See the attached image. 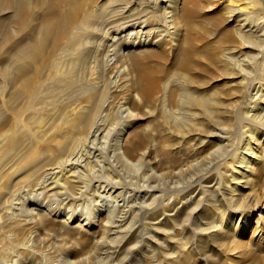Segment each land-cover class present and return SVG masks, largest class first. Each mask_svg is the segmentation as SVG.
I'll use <instances>...</instances> for the list:
<instances>
[{"label":"bare ground","instance_id":"obj_1","mask_svg":"<svg viewBox=\"0 0 264 264\" xmlns=\"http://www.w3.org/2000/svg\"><path fill=\"white\" fill-rule=\"evenodd\" d=\"M227 1L232 2L231 0H0V75L6 80L8 87L6 88L9 89L7 105L13 108V104H16L20 98H25L29 103L39 101L41 98L45 103V110L48 111L47 130L54 124L56 120L54 115L57 112L64 115L62 120L66 125L61 133L54 137L52 146V141L46 142L28 155L31 163L42 160L45 164L49 163L45 169L43 168L42 176L38 181V188L46 193L59 194L69 189L76 190L80 195L83 190L80 187L81 174L91 163L100 160L103 149L107 148L112 153L116 147L122 149L124 155H130L147 144L140 131V133L138 131L130 133L126 137L127 134L123 133L125 129L121 130L120 127L121 131H118L114 129L117 126L115 124L123 121L120 113L128 114L130 109L141 111L149 107L150 103L151 106L161 104L166 94L164 84L160 83L158 75L169 72L170 65V68H176L174 72L175 75H179L181 82L179 85L182 88L179 108L183 113L180 112L182 118L178 119L176 125L178 128L188 124L187 111L195 110L202 113L204 120L209 116V112H212L211 110L216 114L220 113L221 109L223 113L228 111L229 105L221 104L213 92L209 94L204 90L201 91L209 81L213 82L221 75H231L227 80L233 83L235 89L233 94L237 96L235 101L240 99L241 88H244L238 79L261 85L262 89H256L257 92L251 95L252 101L249 100L253 105L249 107L250 115L248 118L246 116L245 120L249 129L243 146L234 152L233 149H228V145L225 148L221 146V149L214 152L211 150L210 154L218 159L213 162V168L209 170L204 169L202 161L205 162V157H198L199 151L211 141L210 138L213 136L220 143L221 141L215 136L216 133H209L201 138L195 148L196 151L191 153L190 160L185 163L187 172L178 169L173 175L171 174L173 180L186 178L187 184L172 189L158 205H155L154 199L156 192H160L161 189L159 185L154 184L153 174L147 179L146 190L140 192L126 190L120 193L117 192L118 188L115 184L95 180L97 183L95 189H97L94 194L97 198H102L103 194L104 198L105 194H115L113 196L115 202L116 199L121 202L120 215L115 217L116 219L113 218L114 220L110 218L112 222L106 225L105 233L109 236V241L101 248L107 253L108 260L100 259L101 264H254V261L259 259L253 253L254 249L251 245L243 240L247 231L252 230L254 223L258 224L255 225L257 229L254 240L260 239L261 234H264V220H262L264 213H261L264 210V196L261 194L264 191V26L254 22V19L251 20L252 16H248V13L245 14L247 10L244 8L250 10L255 0H235L236 3L243 2L245 7L233 5L235 3H226V5L224 2ZM247 5L250 6L247 8ZM210 10H214L215 14H212V11L210 12L212 15L207 17L206 12ZM261 18L259 19L262 20L264 16ZM230 21L234 24L228 27L227 23ZM7 24L13 28L10 36L5 30ZM103 30L109 32V36L103 35L107 36L109 41L99 49L95 45V39L103 33ZM208 31L220 34L219 38L217 35L216 37L219 41V49L222 51L221 60L231 66L228 71L220 70L218 67L211 70L210 67L214 66L219 58H214L212 53L207 54L204 49L199 48L198 42L201 41V37L205 38L203 35ZM202 41L206 44L205 40ZM172 42H175L173 45L176 48L172 46ZM118 45H120L116 47L118 49L153 46L156 49L148 50L147 56L158 61L159 64L155 70H152L148 65L143 64V59L139 60L137 56L131 57L133 64L140 67L142 72L139 74L140 86L139 93L137 92L140 97L137 100L131 93L134 92L132 89L131 92L130 90L124 92V98L117 103L118 105L116 104L114 115L112 114L114 119L110 121L106 117L108 113L110 114L109 111L113 110L111 98L117 96L115 93L121 92L125 86L118 79L119 71L113 69L115 63L124 55L116 52L117 49L115 51L114 47ZM180 45L183 47L181 48ZM97 65L102 66L106 74L110 73L105 86L107 92H99L96 86H85V84L91 85L88 82L89 78L87 80L88 70ZM260 65L263 66L262 70H259ZM188 71L190 76L187 75ZM45 75L49 76L47 80L49 83L42 87L43 80L46 79ZM96 77L98 81L102 80L100 75ZM237 105L235 103L234 107L233 105L231 107L235 108ZM6 113L0 108V116H2L0 147L6 141L9 142L8 148L17 143H19L18 148L22 142L32 143L30 137L17 138L11 134L13 125L6 117ZM238 113L241 114V111L238 110ZM125 123L127 125L128 121ZM114 136L117 139L116 145L107 142ZM226 153L228 154L225 155ZM225 164L230 165L229 174L222 171ZM73 199L77 200L75 197ZM90 199L91 197L88 200ZM53 206L49 210H53ZM140 206H144L145 209L142 210ZM61 212L57 211L59 215ZM138 215L141 221H137L138 224L134 225L135 217ZM255 216L257 218L253 222ZM73 217L75 218V215L72 214V220ZM87 219L88 217H85L83 220Z\"/></svg>","mask_w":264,"mask_h":264},{"label":"rangeland","instance_id":"obj_2","mask_svg":"<svg viewBox=\"0 0 264 264\" xmlns=\"http://www.w3.org/2000/svg\"><path fill=\"white\" fill-rule=\"evenodd\" d=\"M231 1L232 2L227 1L224 3H235L233 5H242L241 7H245V5H243V2L236 3L235 0ZM255 1L256 2L254 3V5L252 3L253 7L250 10L248 8L250 5L246 6L248 9L244 8V10H247V12L245 11V14L248 13V16H252L251 20L254 19V22L260 23L262 26H264V0ZM251 11L253 12L250 13ZM210 12H212L213 14L215 11L210 10L206 12L207 17L212 15ZM259 18H261L262 20H260ZM9 21L10 20H8V23ZM227 24L228 27H231L234 22L230 21ZM5 30L7 31V33H9V36L12 35V26H9L7 24ZM102 32L103 33H100L102 35L99 34L95 39V45L96 47L98 46L99 49H101L102 46H105V44L109 41L107 38V36H109V32L106 33L105 30H103ZM103 35L107 36L105 37ZM216 35L218 38L220 37V34H218L217 32L216 34H214V32L211 33L210 31H208L206 35H203L205 36V38L201 37L202 39L201 41H199L200 43L198 42V46L200 49H204L207 54L212 53V56L214 58H219V60L216 61L217 63L214 66L210 67L211 70H214L218 67L220 70L224 69L228 71L229 67L231 66H229L228 64H224L223 60H221L223 59V56L222 51L219 49V41ZM206 38L209 39V41ZM202 40H205L206 44H204V41ZM173 44H175V42H172V46H174ZM119 46L120 45L114 47L115 51L117 49L116 52H119L120 54L124 53V55H122V58H119V61L115 63V67L113 63L111 65L112 67H114L113 69L115 71H119V73H117L118 79L123 82L122 85L128 87L126 88L124 86V89H122L123 91L121 90L122 93H115L117 96L112 94L114 95L111 98L113 110L109 111L110 114L108 113L106 117L110 121H113L114 119L112 114L114 115V110L118 105L117 103L121 102V99L124 98V92H127L128 90L132 89V91H134L131 92L130 90L132 95L137 100L140 97L138 94V89L140 86L139 74H141L142 72L140 67L135 66V64H133V56H137L136 58H138L139 60L143 59V64L145 66L148 65V68L152 70H155L159 64L158 61L152 60L153 58L147 56L148 50L156 49L153 46H140L136 47L135 49H125L124 47H120L123 50L120 48H116ZM180 47L182 48L183 45H180ZM180 47L179 50H181ZM216 49L218 50L216 51ZM203 60L205 61V59ZM203 60L202 62H204ZM205 62L204 64H207ZM91 66H93V64H91ZM97 66V68L92 67L88 70V73L90 75L88 74L87 80L89 78L88 82L91 85L85 84V86H96L99 92H107L105 86H107L106 84L110 73L106 74L105 71L102 70V66ZM263 66L260 65L259 70H262ZM170 67L171 65L168 67L169 72L167 71L165 74L162 75L157 74L161 81L160 83H162V85L164 84L163 86L165 87L164 91L166 94L163 101H161V104H152L151 106L150 103L149 107H145L141 111L130 109L128 114H126L127 112L120 113L123 116V121H121L120 124H115L117 126L114 129L118 131L127 129L123 132L127 134L126 137L129 136L130 133L133 134V132L135 131H140L141 135L144 137V141H146L147 144L143 146L140 150L132 152L130 155H124L122 149H118L116 147L112 153L109 152L107 148L103 149L102 157L99 161H97L98 163H91V165L89 167L87 166L85 168V171H83V173L81 174L80 187L84 191L82 190V193L80 195L77 193L76 190L72 191L69 189H65L62 193L50 194L38 188V181H40L42 171L45 169L48 162L45 164L42 160L41 162H37L38 164L31 163L29 161L28 155L34 150L36 151L37 148H39V145L41 146L46 142L48 143L52 141V146L54 137L58 136L66 125L65 121L62 120V117H64V115H60L57 111H55L57 112L56 114L54 113V116H56V120L54 121L52 127L47 130L48 111L45 110V103L42 102L41 98L39 101H36L34 103H29V101L25 100V98H20L17 100L16 104H13V108H9V106L7 105L9 89H7L8 87L6 85V80L3 79V77L0 75V108L7 112V115H5L9 119V122L13 125V128L11 129V134H14V136L17 138L30 137L32 139V143H29L28 141L22 142L19 148V143L8 148V141H6L0 147V264H101L100 259L105 260L106 258L108 260L107 253L103 251V248H101L105 242L109 241V236L107 235V233H105L107 229L106 225L109 224L108 222L111 223L113 218L116 219L120 215L119 205L121 202L119 201V199L116 198L115 199L117 203L115 202L113 197L115 194H105L106 199L104 198V194L102 198H97V196H95L94 194L95 190L97 189H95L97 180L105 182L107 181L111 185L115 184L118 188L117 192L120 193L125 192L126 190L140 192L146 190V182H148L147 179L149 175L153 174L152 176L155 178L154 184L159 185L161 191L163 190L165 192H156L154 203L155 205H158L159 201L160 203L163 202L166 195L168 196L172 189L177 186L183 187L187 184L186 178H182L180 180H173L171 179V174L173 175V173L177 172L178 169L182 170L184 173L187 172V167L185 163L190 160L191 153L196 151L195 148L197 147V143L200 141L201 138H204L209 133H216L215 136H218L221 141L220 143L213 136L210 138L211 141L207 143L201 151H199L198 157H205V162L202 161L204 169L209 170L213 168V162L218 159V157L215 159V156H213V154H210L211 150L214 152L217 149H221V146L225 148L228 145V149L231 148L230 150L233 149L234 152L235 150L240 149L241 146H243L242 144L245 143V140L247 138V136L245 137V135L248 134L249 129V126L245 123V120L246 116L248 118V116L250 115V113H248L249 107L253 105L251 104V99H253V94L257 92L256 89H262L261 85L255 82L249 83L247 80L239 81L238 79V82H242V86H244V88H241L242 92L240 94V99L235 101L237 96L236 94H233L235 90L233 87V83L231 84V82H228L227 80V78H229L231 75H221L213 82L209 81L208 84L206 83V86L204 85L203 87L205 89H208L205 90L202 88L201 91L203 92L204 90L209 94L213 92L219 102H221V104L229 105L228 111H226V113H223V110L221 109V112L216 114L213 110H211L212 112H209V116H206V120H204V117L201 116L202 113L198 111H187V116L189 117V120L187 119L186 122H188V124H185L183 127L178 128L176 125L182 118V114L180 112L183 111L179 108V99L182 94V88L179 85L181 83L180 77H178L179 75H175L174 72L176 71V68ZM137 70H139L140 73ZM99 71L101 73H99ZM97 75H100L102 80L98 81V78L96 77ZM187 75L190 76V71L187 72ZM48 77L45 75L46 79L43 80L44 83L42 84V87L46 86L49 83L47 81ZM197 81H199V79H197ZM166 82H168V84H165ZM197 91L200 92L199 90ZM257 95H259V93ZM5 99L7 100V102H5ZM249 100L251 101L249 102ZM235 103H237L238 105L235 108H232L231 105H233L234 107ZM238 110L241 111V114L238 113ZM129 116L131 117L128 118ZM176 116H179V118H176ZM225 116H227L228 118ZM1 117L2 116H0V119ZM174 118H176V120ZM190 118L193 119V121ZM125 121H128L127 125ZM129 124L130 127H128ZM199 125L200 127H198ZM243 125L245 127V130ZM223 137L226 139H224ZM110 138L108 139L109 141L107 140V142L116 145V137L114 136ZM227 154L228 153H226L225 155ZM204 164L206 165L204 166ZM229 166V164H225L224 168H222V171H224V173L226 172V174H229L231 172L230 170H228ZM85 187L87 190L85 189ZM65 191H67V193ZM261 194L264 196V191H262ZM41 195L43 196V198L45 197L44 200L46 199L47 202L46 200H43ZM73 197H75L77 200H74ZM90 197L91 199L88 200ZM111 198L114 202L111 200ZM65 199L66 202H64ZM67 202H69L70 205ZM104 202L107 203L105 204ZM33 206H37L35 207V210ZM51 206H53V210H49L52 209ZM38 207L39 209H37ZM140 207L143 208L142 210L145 209L144 206ZM70 208L73 211L70 210ZM78 208L82 210L79 211ZM109 210L111 211V213ZM57 211H62L61 214L66 213V215H59ZM67 212L70 214H68ZM112 212L115 214L113 215ZM261 213H264V210H262ZM72 214L75 215V218L73 217V220L71 219ZM85 217H88V221L83 220L85 219ZM59 218H61L62 220ZM135 218L136 220H134V225H137V221H141V217L140 215H138ZM256 218L257 216L253 218V222ZM55 220L58 222H56ZM262 220H264V214ZM85 221L90 223L86 224ZM72 225L75 227H73ZM255 225L258 226V224H252V230L247 231V233L244 235L243 242H246L251 245V247L254 249L253 253L258 256L259 259L255 260L254 264H264V234L260 233L262 235L261 236L259 234L261 238L254 240L255 230L257 229V226ZM101 251L104 252L105 255Z\"/></svg>","mask_w":264,"mask_h":264}]
</instances>
